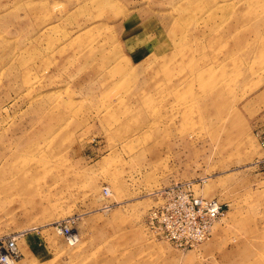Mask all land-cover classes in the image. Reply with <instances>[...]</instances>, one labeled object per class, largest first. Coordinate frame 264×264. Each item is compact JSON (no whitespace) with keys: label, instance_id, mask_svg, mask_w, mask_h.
I'll list each match as a JSON object with an SVG mask.
<instances>
[{"label":"rangeland","instance_id":"obj_1","mask_svg":"<svg viewBox=\"0 0 264 264\" xmlns=\"http://www.w3.org/2000/svg\"><path fill=\"white\" fill-rule=\"evenodd\" d=\"M263 129L264 0H0L13 264H264ZM183 183L225 205L188 251L147 219Z\"/></svg>","mask_w":264,"mask_h":264},{"label":"built area","instance_id":"obj_2","mask_svg":"<svg viewBox=\"0 0 264 264\" xmlns=\"http://www.w3.org/2000/svg\"><path fill=\"white\" fill-rule=\"evenodd\" d=\"M259 142L264 150V129ZM103 192L108 195L109 190L104 188ZM224 213L225 205L217 199L196 196L189 184H175L164 192L162 203L151 209L148 224L155 237L180 250H190L210 238L215 222ZM59 226L69 243L77 241L69 220ZM16 254L15 238L8 237L0 247V264H13Z\"/></svg>","mask_w":264,"mask_h":264},{"label":"bare ground","instance_id":"obj_3","mask_svg":"<svg viewBox=\"0 0 264 264\" xmlns=\"http://www.w3.org/2000/svg\"><path fill=\"white\" fill-rule=\"evenodd\" d=\"M227 29V28H226ZM172 185V184H171ZM108 189V188H107ZM165 191V190H164ZM198 196V195H197ZM158 206V205H157ZM153 209V208H152ZM71 219H73V218H71ZM148 219V218H147ZM64 220V219H63ZM68 220V219H67ZM72 221V220H71ZM59 225V224H58ZM56 226V225H55ZM59 227V226H58ZM146 227V226H145ZM73 234H74V232H73ZM77 235H79V234H77ZM9 237V236H8ZM77 237V236H76ZM154 238V237H153ZM161 241V240H160ZM4 242V241H3ZM17 242V241H16ZM162 242V241H161ZM167 243V242H166ZM69 244H71V243H69ZM171 246V245H170ZM188 251V250H187ZM16 260V259H15Z\"/></svg>","mask_w":264,"mask_h":264}]
</instances>
